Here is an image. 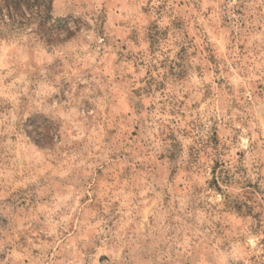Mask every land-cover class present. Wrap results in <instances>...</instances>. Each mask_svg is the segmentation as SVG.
Wrapping results in <instances>:
<instances>
[{
	"label": "rangeland",
	"instance_id": "374dc122",
	"mask_svg": "<svg viewBox=\"0 0 264 264\" xmlns=\"http://www.w3.org/2000/svg\"><path fill=\"white\" fill-rule=\"evenodd\" d=\"M51 3L0 20V264H264V0Z\"/></svg>",
	"mask_w": 264,
	"mask_h": 264
},
{
	"label": "trees",
	"instance_id": "16d2710c",
	"mask_svg": "<svg viewBox=\"0 0 264 264\" xmlns=\"http://www.w3.org/2000/svg\"><path fill=\"white\" fill-rule=\"evenodd\" d=\"M51 2L52 0H0V20L5 22L7 15V26L15 30L25 28L35 21L39 27L37 35L52 42L58 38L59 34L54 29L58 27L59 21L52 19Z\"/></svg>",
	"mask_w": 264,
	"mask_h": 264
}]
</instances>
